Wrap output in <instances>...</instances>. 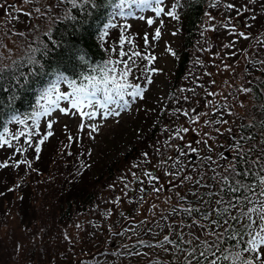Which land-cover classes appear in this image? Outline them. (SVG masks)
<instances>
[{"label": "trees", "instance_id": "obj_1", "mask_svg": "<svg viewBox=\"0 0 264 264\" xmlns=\"http://www.w3.org/2000/svg\"><path fill=\"white\" fill-rule=\"evenodd\" d=\"M178 1L173 7L180 22V43L174 52L170 79L172 96L161 111V124H153L125 153L101 165L96 159H88L86 152H75L73 146L70 147L71 154L54 155L51 143L56 140L50 137L37 154L34 145L38 136H34L33 147L29 149L32 155L22 163L29 171L28 180L23 176L19 184H14L17 173L8 161L5 167L0 168V264H50L56 260L64 262L68 258L67 264H94L87 260L73 263L75 256L83 253L89 254L90 258L104 255L105 258L96 264H135L127 260L118 261L116 256L122 252L121 248L101 246L104 231L97 226L96 217L97 214L100 218L104 217L100 214L103 200L116 199V194L123 191L127 184L134 193L137 187L144 184L141 176L149 175L154 167L152 161L169 149L164 145L177 139L173 134L172 140L166 139V133L170 128L179 126L180 121L189 120L204 103L202 83L190 68L194 46L201 40L200 24L213 0ZM53 3L51 12H56L52 13V19L44 21L41 26L33 25L31 30L35 33L32 38L18 33L16 40L22 45V50L19 49L10 62L0 64V132L10 121H14L13 117L24 119L29 124L27 120L40 93L46 86L55 83L57 77L79 83L85 75L93 74V68L121 59L122 38L126 53L139 52L140 57H154L148 43L140 39L138 28L112 20L119 0H55ZM213 29L214 36H217V27ZM257 34H254V55L249 59L251 74L245 78V87L252 100L248 119L241 116L234 118L233 136L222 132L209 140L199 139L194 148L187 143L175 144L176 147L178 144L182 146L176 149L177 152L186 149L191 153L194 149L196 154L186 166L188 173L180 176L177 188L169 192L168 203L158 212L155 222H161L159 233H173V241L191 237L195 244L177 261L167 263L160 260V263L196 264L200 260L203 264L200 252L204 250L205 241L210 244L218 240L213 249L217 255L240 251L244 244L241 242L238 247H233L237 244L233 234L243 232L240 226L246 221L243 217L238 220L229 217L240 216L247 207H258L259 202L264 200L259 195V178L264 176L260 163L264 161V152L261 151L264 149V127L261 126L264 123V36ZM33 49L37 51L33 52ZM201 54L198 52L197 55ZM140 57H137L138 70L135 74L139 76L138 80H144L141 71L154 68L153 59L149 63ZM127 58V55L123 57ZM30 59L39 60L41 64H30ZM135 80L134 77L133 82H137ZM159 137L163 141H159ZM237 143L243 150L242 155L238 154ZM5 162L1 160L0 164ZM233 164L241 173L235 178L229 171ZM22 170L19 168L20 172ZM157 170V174L162 173L159 168ZM157 174L150 179H155ZM222 175L229 176V179L222 181ZM235 180L251 185L253 191H229L235 187ZM14 192L18 194L14 196ZM245 196L253 203L248 204ZM237 198L241 201L237 207L229 208L228 213L219 212L230 202L235 204ZM217 200L222 203L217 204ZM8 217H13L15 226L9 227ZM70 225L76 227L73 234L68 230ZM6 226L8 232L2 234V228ZM79 228L82 229L79 231ZM221 247L223 253L219 251ZM193 249L195 255H192ZM108 255L112 258L105 261ZM242 255L249 258L255 254ZM208 258L216 257L209 253ZM221 264L224 262L221 261Z\"/></svg>", "mask_w": 264, "mask_h": 264}, {"label": "rangeland", "instance_id": "obj_2", "mask_svg": "<svg viewBox=\"0 0 264 264\" xmlns=\"http://www.w3.org/2000/svg\"><path fill=\"white\" fill-rule=\"evenodd\" d=\"M53 1L55 0H0L2 63L10 62L14 54L19 49L22 50V45L16 40L18 33L32 38L35 33L31 30L33 25L41 26L44 21L52 19V13L56 12H51ZM176 2L179 1L164 0L161 6L164 12L159 16L155 15L154 6H138L130 3L123 9L124 15L120 14V9H116L112 20L129 25L131 28H138L142 41L147 37L148 47L152 49L155 57L153 65L156 71L151 72L152 82L149 84L145 79L138 80L139 76L135 74L137 82L134 83H139L145 89L143 99H132L127 108L113 105V109L120 113L118 116L105 118L98 112L95 118H84L83 129L80 128L82 117L79 112L71 109L68 101L61 100L60 106L65 108L66 112L53 109L47 116L41 117L37 134L39 140V136L42 137L49 131L48 122H53L51 129L53 135L50 139L56 141L49 142V146L51 143L54 155L71 154L70 147L73 146L75 152L84 151L88 159H96L98 165H101L125 153L130 145L144 136L153 124H161V111L172 96L170 79L174 68V52L180 43V22L173 7ZM228 4H232L233 7L228 8ZM168 12H173L174 16L167 15ZM150 18L154 21L152 25L147 23ZM200 27L201 40L194 46L190 69L196 72L195 75L202 83L204 103L189 120L180 121L179 126L170 128L166 133V139L170 140L172 134L177 139L173 143H166L164 146H169V149L164 155L152 161V166L154 165L152 169L155 171L141 176L144 184L137 187L134 194L130 193L133 189L127 184L123 191L116 194V199L103 200L100 214L104 217L100 218L97 214V226L104 231L101 246L121 248L122 252L116 256L119 262L127 260L135 264L142 262L163 264L160 260H164L170 263L185 255L195 244V240L191 237L173 241V233L170 231L159 233L158 227L161 222H155L158 212L168 203L169 192L172 188H177L178 178L188 173L186 166L191 162L189 156L196 154L193 150L190 153L186 149L174 154L177 149L175 144L187 143V146L194 148L199 139L209 140L218 137L222 132L233 136L234 118L238 119V116H241L248 119L247 115L251 111L252 100L249 91L242 89H246L245 78L251 74L249 59L254 55L255 35L262 33L264 36V0H213L209 11L204 14ZM213 27H217V36L213 34ZM157 29L160 30L158 37ZM208 46L212 48H206ZM198 52L202 54L197 55ZM55 81L57 83L49 84L42 90L37 100L39 104L36 103L32 113L39 111L40 105L45 104L40 97L52 85H57L61 93L71 92L69 81L60 76ZM125 99L130 98L125 97ZM84 111H92V109H84ZM27 121L30 124L31 116ZM6 128L8 134L5 138L9 139V144L0 145V161L13 164L17 173L14 184H19L23 176L25 180L30 178L23 161L29 159L32 154L25 146L24 137L18 140L10 139L12 135L22 130V125L14 120L10 121ZM69 136L72 137L71 141ZM159 141H163L162 137H159ZM18 148L25 150L17 151ZM19 168L23 170L20 172ZM157 168L160 169L161 174H157ZM154 174H157L156 178L150 179ZM156 179L157 181L153 182ZM143 188H146L145 192ZM15 194L18 193L14 192V196ZM131 195L133 196L130 197ZM8 222H10L9 227L16 225L13 217H8ZM75 228V225H70L68 230L73 234ZM81 229L79 228V231ZM7 232V226L2 228V234ZM165 237H168V241H165ZM261 252L264 256V249H261ZM96 256L90 258L89 254H78L73 263L87 260L96 264L95 262L105 258L104 255ZM111 258L112 256L108 255L105 261ZM68 259L64 262L60 260L52 262L67 264Z\"/></svg>", "mask_w": 264, "mask_h": 264}, {"label": "snow or ice", "instance_id": "obj_3", "mask_svg": "<svg viewBox=\"0 0 264 264\" xmlns=\"http://www.w3.org/2000/svg\"><path fill=\"white\" fill-rule=\"evenodd\" d=\"M136 4L138 6H154L155 15L159 16L164 12V9L161 7L164 3V0H119L115 6L120 9V14L124 15L123 9L127 7L129 4ZM228 8H232V4L227 5ZM167 15L174 16L173 12H168ZM143 19V17H141ZM147 23L152 25L154 23L153 19H148ZM108 27V26H106ZM160 30H156L157 37L159 36ZM241 35H244L241 33ZM147 37L145 38V43H147ZM131 40L129 39V44ZM121 50L119 51V57L121 59L113 62L109 61L106 64L99 65L92 69L91 75H85L81 82L77 83L76 80L69 81L71 85L70 93H61L58 90L57 85H52L50 88L46 89L40 99L45 101V104L40 105V110L35 111L31 115L30 124L26 123L24 119H20L19 117H13L18 124L23 125V130L15 133L10 137L11 140H18L21 137L25 138V146L26 148L33 147L32 139L34 136L38 134L39 130V122L40 118L47 116L49 113L53 111V109H59L60 112H66V109L60 106V101L65 100L69 102L70 108L75 109L79 112L82 117V123L80 128L83 129L85 127L83 123V119H92L95 118L97 113H101L103 117H109L116 115L118 116L119 111H115L113 109V105H119L122 108H127L129 103L132 102L134 98L143 99V93L145 89L139 84L132 82L135 73L137 72V57H140L139 52H131L126 53L124 49V40L123 38L120 41ZM37 51V50H35ZM127 55V59H123ZM141 60L147 59L149 63H151L152 59L155 57L149 58L147 56L140 57ZM29 63H34V60H29ZM156 69L152 68L151 70L145 68L141 71V75L144 79L150 84L152 82L151 72H155ZM243 91H248V89H242ZM125 97H129L130 99H125ZM39 104V101H37ZM84 109H92V111H84ZM187 115V113H185ZM53 122L49 121L47 127L49 131H47L46 135L42 136L34 145L35 152L39 154L41 152V145L48 140L49 137L53 135L52 129ZM264 127V123L261 125ZM93 131L96 130L95 125L92 126ZM182 131H187V129H182ZM8 134V129L5 128L2 132H0V145L9 144V139H6V135ZM241 139H248V137H242ZM69 140H72V137L69 136ZM264 143V141H262ZM238 149V154H243V150L239 143L236 145ZM24 148H18L17 151H24ZM193 151H195L193 149ZM264 152V149L261 150ZM255 163V162H254ZM262 167L261 171L264 172V161L260 162ZM7 165V161L3 164H0V168L5 167ZM229 171L232 174V178H235L241 173L236 171V166L233 164L230 166ZM154 179V177H151ZM222 181H227L229 176L222 175L220 177ZM235 187L229 189V191L240 192L241 190L252 192L251 185L242 184L239 180H235ZM259 184L261 185L259 195L264 197V176L259 178ZM254 194V193H253ZM244 199L248 202V204H252L253 201L245 196ZM217 204H221V200L216 201ZM241 203L240 199L237 198L235 204L231 202L227 207H222L219 209V212L228 213L229 208H235ZM195 211V209H192ZM243 217L245 223L241 224V228L243 232L236 231L233 235L237 240V244L233 247H238L241 242H243L244 246L240 251L234 253H227L223 255H217L213 249L216 248L218 240L212 241L210 244L205 241L204 250L200 252V257L203 260V264H221V261L224 264H264V260H262V252L261 249H264V200L259 202L258 207H247V210L240 214V216H230L231 220H238ZM245 233L247 238L245 239ZM165 241H168V237L164 238ZM143 243V242H141ZM191 243V241H189ZM221 253L224 252V249L221 247L219 249ZM209 253L212 256H215V259H209ZM243 253L255 254L250 255L249 258H244ZM192 255H195V249L192 251ZM196 264H200V260L196 261Z\"/></svg>", "mask_w": 264, "mask_h": 264}, {"label": "clouds", "instance_id": "obj_4", "mask_svg": "<svg viewBox=\"0 0 264 264\" xmlns=\"http://www.w3.org/2000/svg\"><path fill=\"white\" fill-rule=\"evenodd\" d=\"M32 51L35 52V49H33ZM2 60H3V58L0 57V64H2ZM34 63L37 64V65H39V64H41V61H39V60H34Z\"/></svg>", "mask_w": 264, "mask_h": 264}, {"label": "water", "instance_id": "obj_5", "mask_svg": "<svg viewBox=\"0 0 264 264\" xmlns=\"http://www.w3.org/2000/svg\"><path fill=\"white\" fill-rule=\"evenodd\" d=\"M180 146H181V145H179V147H180ZM165 161H166V159H165ZM154 171H155V170H154V169H152V170H151V173H153Z\"/></svg>", "mask_w": 264, "mask_h": 264}]
</instances>
